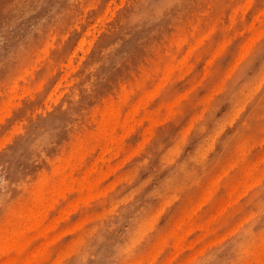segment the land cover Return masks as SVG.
<instances>
[{
	"label": "rangeland",
	"instance_id": "1",
	"mask_svg": "<svg viewBox=\"0 0 264 264\" xmlns=\"http://www.w3.org/2000/svg\"><path fill=\"white\" fill-rule=\"evenodd\" d=\"M45 2L0 0V264H264V0Z\"/></svg>",
	"mask_w": 264,
	"mask_h": 264
},
{
	"label": "bare ground",
	"instance_id": "2",
	"mask_svg": "<svg viewBox=\"0 0 264 264\" xmlns=\"http://www.w3.org/2000/svg\"><path fill=\"white\" fill-rule=\"evenodd\" d=\"M53 0H46V2H45V4L41 7V9H40V11L41 12H44L45 10H46V7L52 2ZM111 5V4H110ZM115 5V4H114ZM115 11V10H114ZM40 15V13L38 12H36V13H34L31 17H29L28 19H25V20H22V21H15V24L14 25H12L13 27H11L13 30H14V32H15V35H16V37L18 38L19 36H20V34L22 33V31L23 30H25L28 26H29V24H30V22L31 21H34V19L37 17V16H39ZM104 18V17H103ZM99 21V20H98ZM90 25V24H89ZM7 27H5V28H3L2 30H1V32H0V50L1 49H6L7 47H8V45H9V43L10 42H8L7 40H6V38H5V33H6V31H7ZM88 34V33H87ZM82 38V37H81ZM84 38V37H83ZM93 40V39H92ZM91 40V41H92ZM80 41V40H79ZM63 42V41H62ZM82 42V41H81ZM86 41H85V39H84V41H83V44L82 43H80V44H82V46L83 45H85L84 43H85ZM90 43H92V42H90ZM89 43V44H90ZM88 44V43H87ZM77 46V45H76ZM80 48H82V47H80ZM74 49V48H73ZM83 49V48H82ZM77 51V50H76ZM75 51V52H76ZM73 52V51H72ZM81 52H82V50H81ZM84 53H85V50H84ZM188 53H190V51L188 52ZM73 54H75V53H73ZM73 56V55H72ZM70 57V56H69ZM186 57H187V55H186ZM72 58V57H71ZM184 58H185V56H184ZM70 59V58H69ZM71 60V59H70ZM183 62V61H182ZM78 64V63H77ZM172 73V72H171ZM59 85H60V83H58ZM85 86V85H84ZM256 87V86H255ZM158 88L159 87H157V89L154 91V93H156L157 91H158ZM55 91H57V90H55ZM151 91V90H150ZM153 93V94H154ZM13 94V93H12ZM51 94V93H50ZM55 94V93H54ZM152 93L150 92V94L148 95V98H149V96L151 95ZM55 96H56V94H55ZM109 96H111V95H109ZM123 97H125V96H123ZM107 98V97H106ZM121 98V97H120ZM147 98V97H146ZM111 99H114V98H112L111 97ZM143 99H144V97H143ZM142 99V100H143ZM146 101V100H145ZM147 101H148V99H147ZM146 101V102H147ZM114 102V101H113ZM55 103H56V101H55ZM110 104V103H109ZM108 104V105H109ZM137 105L139 106L140 105V101H139V104L137 103ZM174 105V104H173ZM109 106H112V104L111 105H109ZM171 106V110H172V105H170ZM137 107V106H136ZM136 107H133L134 109L133 110H131V111H133V112H135V111H138V110H135V108ZM146 107V106H145ZM138 108V107H137ZM131 109V108H130ZM241 109V108H240ZM240 109H239V111H240ZM135 110V111H134ZM170 110V109H169ZM239 111H238V114H239ZM172 112V111H171ZM105 113V112H104ZM103 115H105V114H103ZM129 115V114H128ZM131 115H133L132 116V118H133V123L131 124V125H129L128 127V129L130 130V129H134V126L136 125V124H140L141 122H139L138 123V121H136L135 120V117H134V113H132ZM131 115H129V116H131ZM148 117V116H147ZM227 117H229L228 115H227ZM235 118H236V116H235ZM150 119V118H149ZM102 121H103V119H102ZM102 121H100V122H102ZM125 122H126V120H124ZM161 121H163V119L161 120ZM160 121V122H161ZM235 121V120H234ZM233 121V122H234ZM125 122H124V124H125ZM158 121H156V122H154L155 124L157 123ZM232 122V123H233ZM116 123V124H115ZM119 123H120V119L119 120H117L114 116H110L109 117V119H108V125H107V130H108V133H107V136H106V146H105V150L107 149V152H108V150H109V152H110V150H112V152L115 154V155H118L119 153H120V139H122V138H119V136L117 135V131H115V129H112L111 128V125L112 124H115L116 126H119ZM190 123V122H189ZM123 124V125H124ZM153 124V123H152ZM192 124H193V122H191L190 123V127L192 128ZM114 125V127L116 128V126ZM126 125V124H125ZM124 125V126H125ZM189 125V124H188ZM102 126V125H101ZM106 126V125H105ZM127 126V125H126ZM221 128H222V124H221ZM147 130H148V128H146ZM149 130H151V125H150V127H149ZM131 131V130H130ZM130 131H128V132H130ZM189 131V130H188ZM128 132H127V130H126V133L128 134ZM146 130H145V132H144V135H146ZM218 133V132H217ZM216 133V134H217ZM218 135V134H217ZM109 137V138H108ZM125 137V136H124ZM123 137V138H124ZM147 138H149V137H147ZM150 139V138H149ZM148 139V140H149ZM243 140V139H242ZM145 141H147V139L145 138ZM144 141V142H145ZM212 141L215 143V139L213 140L212 139ZM207 143V142H206ZM212 145V144H211ZM210 145V146H211ZM203 146V145H202ZM201 146V147H202ZM209 146V148H212V147H210ZM122 148V147H121ZM177 149V148H176ZM200 149H202V148H200ZM243 149V148H242ZM77 150V149H76ZM206 150V149H205ZM209 150V149H208ZM103 152H105L104 150H103ZM101 153L100 155H102V157L101 158H103V156L107 153ZM75 154V153H74ZM71 155H73V153H71ZM238 155V154H237ZM111 156H112V154H111ZM110 156V157H111ZM234 156H235V154H234ZM239 156V155H238ZM117 157V156H116ZM111 158H109V160H110ZM100 160H102L103 161V159H100ZM108 160V161H109ZM125 162V161H124ZM103 163V162H102ZM116 164V163H115ZM122 164V163H121ZM104 165V164H103ZM102 165V166H103ZM24 167H26L25 166V164H24V162H21L19 159H14V157H6L5 159H4V161H3V165L2 166H0V179L3 181V183H5V182H11L12 181V179H13V177H14V175L16 174V173H18V172H20V169H22V168H24ZM255 167V166H254ZM73 168V167H72ZM113 168H115L116 169V167H113ZM102 169V168H101ZM103 170V169H102ZM252 170H253V168H252ZM258 170V172H259V168L257 169ZM256 170V171H257ZM72 171H73V169H72ZM110 171V173H111V170H109ZM254 171V170H253ZM262 171H263V169H262ZM102 173L105 175L106 173L104 172V171H102ZM254 172H252V174H253ZM260 173H262V172H260ZM263 175H264V172L262 173ZM262 174H261V176H262ZM260 175V174H259ZM248 176H250V175H248ZM89 177V176H88ZM187 177V176H186ZM85 179H86V177H84ZM83 178V179H84ZM64 180V179H63ZM96 180H93V178H90L89 180H88V182L86 181V180H83L82 181V189L83 190H85V191H88V192H91L92 190H94V188H95V182ZM41 182H42V180H41ZM64 183H65V181H63ZM247 182H248V180H247ZM247 182H246V185H247ZM253 183V182H252ZM43 185V184H42ZM254 185V184H253ZM251 186H252V184H251ZM38 187V186H37ZM43 187V186H42ZM248 187V186H247ZM59 188V187H58ZM42 189V188H41ZM44 189V188H43ZM43 189L41 190V191H43ZM38 190H40L39 188H38ZM36 193V192H35ZM43 193V192H42ZM41 193V194H42ZM53 193V192H52ZM41 194H40V196H41ZM62 193H60V195H61ZM91 194L88 196L89 197V199L91 198ZM51 198V197H50ZM37 199V198H36ZM51 199H56V198H51ZM88 199V198H87ZM88 199V200H89ZM38 200V199H37ZM43 200V199H42ZM88 200H86V202L88 201ZM57 201V200H56ZM47 202V201H46ZM49 203H51V202H49ZM37 204H39V203H37ZM36 204V205H37ZM48 204V203H47ZM47 204H46V206H44L43 205V207H45V209H46V207H47ZM51 205V204H50ZM31 207L33 206V205H30ZM53 206H54V204H53ZM31 207H29L30 209H32ZM38 208H40V210H41V208L42 207H36V208H34V209H37L38 210ZM49 208H50V206H49ZM44 209V211H48L49 209H47V210H45ZM113 209V208H112ZM29 210V209H28ZM40 210H38V212L40 211ZM67 209H65L64 211L65 212H67L66 211ZM30 212V211H29ZM258 212V211H257ZM64 213V212H63ZM261 213V212H260ZM23 214V213H22ZM27 214H28V211H27ZM34 214H35V212H34ZM38 214V213H37ZM35 215V217L36 216H38V215ZM68 214V213H67ZM66 214V215H67ZM257 214V213H256ZM31 215V214H30ZM46 216H47V213L45 214ZM64 216H65V213H64ZM68 216V215H67ZM252 216V215H251ZM254 216V215H253ZM21 217V216H20ZM24 217V216H23ZM23 217H21L22 218V220H24L23 219ZM29 218V214L27 215V216H25L24 218ZM27 218V219H28ZM34 218V217H33ZM250 217H248L247 219H249ZM30 219L32 220V218H31V216H30ZM53 219V218H52ZM54 220V219H53ZM56 220L59 222V220L56 218ZM55 220V221H56ZM27 221V220H26ZM33 221H35V220H33ZM11 222V221H10ZM36 222V221H35ZM39 223H40V221H39ZM56 223V222H55ZM54 223V224H55ZM153 223V222H152ZM152 223L150 224V225H152ZM12 224H13V222H12ZM23 224V223H22ZM25 224V223H24ZM30 224H34L33 222H31ZM29 224V225H30ZM243 224V223H242ZM14 225V224H13ZM22 226V225H21ZM31 226V225H30ZM29 226V227H30ZM37 226H38V224H37ZM55 226V225H54ZM22 227H24V225L22 226ZM22 227H20V229H19V231H20V233L21 232H23V235L25 236V232H24V230L22 231L21 230V228ZM50 227H51V224H50V226L48 227V230L50 229ZM149 227V226H148ZM27 228V227H26ZM37 228V227H36ZM14 229H16V228H14ZM13 229V230H14ZM11 230H12V228H11ZM11 230H7V231H11ZM13 230H12V232H10V233H13ZM18 231V232H19ZM17 232V233H18ZM245 232H246V234H247V231L245 230ZM248 232H249V230H248ZM9 233V234H10ZM19 233V234H20ZM19 234H18V236H19ZM44 234H46V232L44 233ZM262 235V234H261ZM11 236V234L9 235V237ZM13 236H14V234H13ZM11 237L12 238V242H13V240H15V238L14 237ZM263 236V235H262ZM6 237H8V236H6ZM259 238H260V235L258 236ZM5 238V237H4ZM29 238H31V236L29 237ZM7 239V238H6ZM6 239H2V240H5V242H7V240ZM10 239V238H9ZM263 239V238H262ZM16 240H18V239H16ZM4 242V241H3ZM132 243V242H131ZM133 243H134V241H133ZM11 244V243H10ZM10 244L8 245L9 247H10ZM22 244V243H21ZM45 245H47V244H45ZM7 246V245H6ZM11 246H14V245H11ZM21 246V245H20ZM41 246V245H40ZM47 247V246H46ZM256 248V247H255ZM4 249H5V247H4ZM39 249H41L40 247H39ZM6 250V249H5ZM36 250H38V249H35L34 251L35 252H37ZM42 250H44V249H42ZM3 251V250H2ZM33 251V252H34ZM6 252V251H5ZM35 252L34 253H30L29 255L31 256H35L36 254H35ZM33 254H35V255H33ZM29 256V257H30ZM37 256V255H36ZM36 256L34 257V258H36ZM258 256V258H259V256L260 255H257ZM256 256V257H257ZM262 256V255H261ZM28 257V256H27ZM29 257H28V262L31 260H29ZM263 257V256H262ZM10 258V257H9ZM12 259H14V258H12ZM12 259L10 258V260H11V262H12ZM47 259V258H46ZM260 259H261V257H260ZM3 260H7V259H3ZM16 260V259H15ZM257 260H259V259H257ZM261 260H263V259H261ZM260 260V261H261ZM5 261H4V263H5ZM32 261V260H31ZM23 262V261H22ZM21 262V263H22ZM262 262H264V260L262 261ZM3 263V261H2V264H4ZM32 263V262H31ZM30 262L29 263H27V264H31ZM36 263V262H35ZM6 264V263H5ZM7 264H9V259H8V262H7ZM37 264V263H36Z\"/></svg>",
	"mask_w": 264,
	"mask_h": 264
}]
</instances>
